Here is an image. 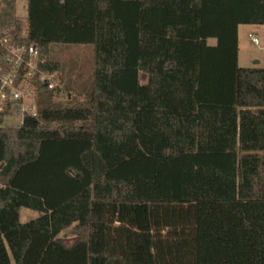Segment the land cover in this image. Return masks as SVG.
Returning <instances> with one entry per match:
<instances>
[{
    "label": "trees",
    "instance_id": "obj_1",
    "mask_svg": "<svg viewBox=\"0 0 264 264\" xmlns=\"http://www.w3.org/2000/svg\"><path fill=\"white\" fill-rule=\"evenodd\" d=\"M17 1L0 39L56 85L0 112V264H264V68L238 65L264 0ZM54 45L92 47L81 103Z\"/></svg>",
    "mask_w": 264,
    "mask_h": 264
},
{
    "label": "rangeland",
    "instance_id": "obj_2",
    "mask_svg": "<svg viewBox=\"0 0 264 264\" xmlns=\"http://www.w3.org/2000/svg\"><path fill=\"white\" fill-rule=\"evenodd\" d=\"M15 14L18 18L24 20L26 17V0H18L16 3ZM247 27L240 29V67H259L264 68V26H259V30L254 36L257 43H252L247 37ZM213 44V40L208 41ZM51 59L60 65L61 82L66 92L69 93L71 103H81L84 100L83 89L90 84L92 71V47L88 45L64 46L54 45L51 48ZM258 62V63H257ZM61 85V86H62ZM70 103V104H71ZM18 117L12 116L5 120V126H16ZM38 214L22 208L20 211V221L26 222L37 217ZM67 245L75 241V236L68 230L61 235Z\"/></svg>",
    "mask_w": 264,
    "mask_h": 264
},
{
    "label": "built area",
    "instance_id": "obj_3",
    "mask_svg": "<svg viewBox=\"0 0 264 264\" xmlns=\"http://www.w3.org/2000/svg\"><path fill=\"white\" fill-rule=\"evenodd\" d=\"M248 38L254 44L258 42L253 34H248ZM0 45L6 52L5 62L9 65L6 71L0 66V112L6 105L15 104L19 125L24 115L36 116L34 82L44 83L51 89L56 85L54 75L38 69V54L34 47L14 46L10 37L0 39Z\"/></svg>",
    "mask_w": 264,
    "mask_h": 264
},
{
    "label": "crops",
    "instance_id": "obj_4",
    "mask_svg": "<svg viewBox=\"0 0 264 264\" xmlns=\"http://www.w3.org/2000/svg\"><path fill=\"white\" fill-rule=\"evenodd\" d=\"M243 26H247V25H241L238 27V63H239V54H240V49H239V45H240V29L243 27ZM249 26V25H248ZM247 37H248V34H256L257 31L259 30V26H250V27H247ZM258 63V62H257ZM239 65V64H238Z\"/></svg>",
    "mask_w": 264,
    "mask_h": 264
}]
</instances>
